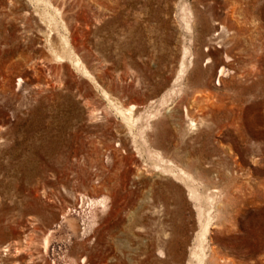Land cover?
<instances>
[{
	"label": "rangeland",
	"instance_id": "374dc122",
	"mask_svg": "<svg viewBox=\"0 0 264 264\" xmlns=\"http://www.w3.org/2000/svg\"><path fill=\"white\" fill-rule=\"evenodd\" d=\"M200 258L264 264V0H0V264Z\"/></svg>",
	"mask_w": 264,
	"mask_h": 264
},
{
	"label": "bare ground",
	"instance_id": "6f19581e",
	"mask_svg": "<svg viewBox=\"0 0 264 264\" xmlns=\"http://www.w3.org/2000/svg\"><path fill=\"white\" fill-rule=\"evenodd\" d=\"M187 27H189V24L188 23H187ZM223 31L225 32L224 34L226 36H228L229 31L226 30V27H223ZM228 57H230V55H228ZM229 67H230L229 63L228 64L227 63L223 64L221 66L220 74L221 75H224V74L226 75V73L230 70ZM205 95L208 96L209 98H212V96H215V95H213V94L211 95L209 93H206ZM210 105L215 106V108H212V110L215 109L214 111H217L218 112V113L215 112L217 126L222 125V123L224 122L223 121L224 116L220 114L221 112H219V111L222 110L221 105L214 104L213 101H210ZM187 116H188V118L190 120V126H191L190 128L191 129H192L193 126H195L197 124V121L198 120L203 121L204 119L205 120H208V119H210V117H213L211 115L210 111L205 110L203 108H199L198 111H197V113L195 115H192L190 113L189 109H187ZM167 164H168V167L164 166V168L167 171H169V170H171V172L172 171H175L174 166L176 164H174L172 160H169ZM177 167H178L179 172H176V175L179 176V178H181L187 185H189L193 189L195 187V185H196V182H195V179L192 177V174H190L189 172H187L184 168L180 167L179 165ZM197 195H198L197 198H198V200L200 202V206H199V213H200V218H201L200 223H202V227H204V230H206V229L208 230V226H209L210 220H211L210 219V214L207 213V207L209 206V202L206 201V198H205L204 193L197 194ZM156 197H158V196H156ZM206 205H207V207H205ZM73 223H76V222H73ZM75 230H77V232H78V229H75ZM46 243L48 244V239H46ZM205 258H206V254H205ZM203 261H204V258H200L199 259V263H197V264H203ZM192 264H194V263L192 262ZM217 264H227L226 259H221V261L217 262Z\"/></svg>",
	"mask_w": 264,
	"mask_h": 264
}]
</instances>
